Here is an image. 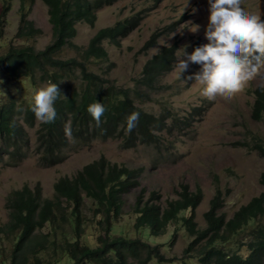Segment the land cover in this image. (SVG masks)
<instances>
[{
  "label": "trees",
  "instance_id": "16d2710c",
  "mask_svg": "<svg viewBox=\"0 0 264 264\" xmlns=\"http://www.w3.org/2000/svg\"><path fill=\"white\" fill-rule=\"evenodd\" d=\"M115 1L43 0L49 8L53 32L51 42L42 49L26 42L0 52V73H6V76H0V163L4 161V164L17 165L27 156L31 138L26 127L33 128L36 124L34 152L41 165L53 166L64 160V150L70 140L76 145H84L86 140L91 142L96 137L102 140L120 139L125 149L139 144H154L166 129L164 118H174L167 108L160 114L146 111L136 103L137 99H141L139 94L135 95L128 86L111 83L108 78L111 65L100 71H93L89 67L92 61L90 56L94 59L107 57L103 41H117L118 36H125L137 23L138 16L120 20L97 32L82 54V59L57 56L66 44L74 45L71 39L76 34L77 23L94 25L97 12ZM19 2L21 22L17 29L19 36L16 34V37H38L43 30L29 19L35 0ZM11 3V0H6L3 17L11 9ZM4 23L5 18L0 16V31ZM157 44V37L153 35L145 47L151 48ZM176 60L175 46H159L147 64L146 76L137 79L135 85L145 88V95L149 96L158 86L157 82L150 81ZM76 70L80 75V85L66 95L70 85L64 84L63 77ZM38 78L41 82L49 80V83H57L60 91L53 103L55 119L47 124L38 120L30 110L31 99L17 94L26 81L32 83ZM9 79L17 81L9 84ZM254 92L256 98L252 116L260 120L264 115V87H258ZM96 101L105 109L98 125L86 111V106ZM132 111L139 115L135 126L127 131L125 118ZM66 125L71 127V136L65 135ZM9 146H14L15 150L9 151ZM262 148L258 145V149ZM5 155L14 159L5 161ZM143 169L112 162L102 155L85 164L75 175L61 176L54 184V198H44L40 184L34 188L24 185L14 190L6 201L9 220L0 224V236H5L13 247L9 264H31L30 257L34 258L35 264H46L41 256L43 252L54 255L48 262L52 259L59 262L67 257L73 264H130L131 260L148 264L153 259L167 261L160 244L151 245L143 237H130L114 231L124 213V196L140 185ZM219 195L211 201V208L205 214L206 228L200 229L195 222V212L203 197L200 188L191 191L188 184L182 183L178 197L167 200L165 205L160 203V192L153 190L146 194L145 189H141L134 208L137 214L135 228L142 234H148L146 228L150 227L153 234L160 235L172 223L181 221L193 238L186 252L195 250L198 245L201 247L197 264H264V228L260 229L257 224L251 230L253 241L246 257L224 248L225 241L236 233H242L250 222L264 214V196L254 198L227 220L223 213L218 215L214 207L218 204L216 199H219ZM86 197L95 202L93 212L101 214L97 222H91L84 216ZM187 210L191 211L189 216L184 214ZM46 227L49 230L43 232ZM96 231L97 244L93 246L88 240ZM38 232L43 233L42 239L36 238ZM176 237L177 232H174L173 240Z\"/></svg>",
  "mask_w": 264,
  "mask_h": 264
},
{
  "label": "rangeland",
  "instance_id": "374dc122",
  "mask_svg": "<svg viewBox=\"0 0 264 264\" xmlns=\"http://www.w3.org/2000/svg\"><path fill=\"white\" fill-rule=\"evenodd\" d=\"M11 2V9L3 17L6 0H0V16L5 18L3 30L0 31V52L26 42L34 44L38 49L44 48L53 36L48 6L43 0H35L29 13V19L43 30V34L37 38H17L21 22L20 2ZM241 6L248 13L264 20V0H242ZM132 16H138V21L127 31L122 40L123 45L118 47L108 41L102 43L108 51V59L91 63L90 69L97 71L106 64H112L113 68L108 75L111 83L128 86L135 95L139 94L142 99L140 103L146 111L157 112L160 105L166 104L176 114L184 116L194 106H198V115L195 118H167L166 129L160 133L156 143L139 144L129 149L122 147L120 139L102 140L96 137L91 142L86 140L84 145H76L70 140L64 150V160L53 166L41 165L34 152L37 124L33 128L26 127L31 138L27 156L17 165L4 164V161L0 163V224L9 220L6 201L14 190L24 185L34 188L40 184L43 197L54 198V184L61 176L75 175L85 164L102 155L112 162L131 168H144L140 185L125 195L124 213L116 223L117 234L132 237L144 235L135 228L137 214L134 208L141 189H145L146 194L153 190L160 192L165 204L167 200L178 197L182 183L188 184L191 191L201 188L204 196L195 212V222L200 229L206 228L205 214L219 192V199H216L218 204L214 207L218 215L223 213L227 219L233 218L241 205L264 195V115L260 120L252 116L254 89L264 85V73L254 76L231 99L228 96H217L215 102L203 101L198 82L187 79L190 75L186 71L181 73L178 87L175 88V67L161 77L157 89L149 96L145 95V89L135 85V80L143 74L146 61L157 50L156 47L148 51L142 49L153 35H156L158 45L175 46L177 56L182 47L185 52H191L189 45L204 33L207 24V0H117L97 12L94 25L86 22L76 24L74 42L83 47L81 51L67 47L58 55L63 58H80V52L90 45L100 28L112 26ZM0 76L4 77L6 73L3 71ZM63 80L64 84L70 85L66 95L78 88L81 82L78 70L65 75ZM16 81L9 79L8 83L15 84ZM45 85L39 78L32 83L26 81L17 94L31 99L32 91ZM12 92L15 90L12 89ZM258 145L263 148L258 149ZM8 149L14 151L15 147L9 146ZM4 159L10 161L14 158L5 155ZM94 207V200L86 197L83 211L85 218L91 222L98 220L101 215L93 212ZM190 213L188 210L184 214L189 216ZM261 222H264V216ZM48 230L49 227H46L43 232ZM174 232H177V237L171 242ZM42 234L38 232L36 238L42 239ZM97 236L98 231L88 240L93 246L97 244ZM144 236L152 243L161 244L167 259L164 262L154 259L149 264L198 263L201 247L198 245L195 250L186 252L193 238L181 221L172 223L164 236ZM248 237V232L240 233L236 239L231 237L224 242L225 248L232 252L239 250L245 255L248 250L242 247L241 242H247ZM12 248L11 242L5 236H0V264H9ZM41 256L46 264H73L67 257L59 262L54 259L48 262L54 255L49 256L43 252ZM30 261L35 264L33 257H30ZM130 264L139 263L131 260Z\"/></svg>",
  "mask_w": 264,
  "mask_h": 264
},
{
  "label": "clouds",
  "instance_id": "9594fccd",
  "mask_svg": "<svg viewBox=\"0 0 264 264\" xmlns=\"http://www.w3.org/2000/svg\"><path fill=\"white\" fill-rule=\"evenodd\" d=\"M241 3L242 0H207V6H208L207 24L205 25L204 33H201L199 37L189 45L191 48V52H185L184 47H182L180 49L179 55L177 56V60L173 63V65L171 67L166 68L163 71V73H159L158 75H156V77L150 82L159 83L161 77L170 73L175 67V71L177 74L175 80V88L178 87V80L181 77V73L183 71H186L190 75L186 77L187 79H194L195 81L198 82L199 91L202 95L201 98L203 99V101L215 102L217 101L215 99L217 96H228L231 99L232 98L231 96L234 93L240 91L248 81L254 78V76H260L262 73H264V20H262L260 17L256 15L248 13L241 6ZM130 18L132 17H129V19ZM104 28L106 27L100 28L97 32H99L101 29ZM193 30H195V28ZM74 37L71 39L74 45L66 44L65 46H63V48H61L58 51L57 56L59 58L62 59L73 58L72 56L68 58H63L58 55L63 49L67 47L73 48L77 51H81L83 49V47L79 46L74 42ZM124 37L125 36L123 35L118 36L117 41H113V40L111 41L109 39H105L103 43L105 41H108L118 47H121L123 45L122 40ZM102 46L106 49V47L103 44ZM145 46L146 43L144 44L142 49L148 51L154 49L155 47L158 50V47L160 45L157 44L151 48H146ZM88 47H85L82 53L80 52V56H81L80 58L78 56L75 57H77L78 59H82L83 58L82 54L86 52ZM181 57H186V59ZM90 58L92 61L89 63V67L91 63H94L96 61L107 60L108 55L106 58L94 59L93 56H90ZM151 58H149L146 61L145 65L143 66L142 75L144 77L146 76L147 64L149 60H151ZM189 62H191V64L188 66ZM109 65L112 66V64H106L102 66V68H106ZM60 73H62V71ZM41 83H45L46 85L36 88L32 91L31 104L29 107L32 113L34 114V116L38 120H40L42 123L47 124L55 119L56 110L53 106V103L56 100L60 91L58 90L57 83L55 82L49 83L48 80ZM258 87H264V85H259ZM156 89L157 88L153 89L152 92ZM179 92L180 91H177L176 93ZM141 101L142 99H137L136 103L143 107V105H141L140 103ZM164 108H167L174 118H195V116L198 115V111H199L198 106H194L189 113L185 114L184 116H181L176 114L169 105L162 104L159 106V110L157 112L154 111H150V112L160 114ZM104 110H105L104 106L98 101L90 103L86 106V111L91 115L92 119L97 123V125L100 123V118ZM138 115H139L138 112L132 111L126 116L125 124L127 131H131V129L135 126V122L138 118ZM164 121L167 123V118H164ZM64 132L66 136H71V127L66 125L64 128ZM220 193L221 192H219L218 194ZM262 196H258V197H262ZM253 199H251L246 204L241 205V208L243 206L248 205ZM137 200L138 199H136V201ZM160 203L162 205H165L167 201L165 204H163L161 199ZM200 204L201 203H199V205ZM241 208H239L238 210H240ZM238 210L236 211V213L238 212ZM263 216L264 214L258 216L257 219L254 220V222H250V224L242 230V233L248 232L249 234L248 241L241 242L242 247H246V250H248V252L253 241V235L251 233V230L255 224H257V226L260 229L264 228V222H261ZM225 217L227 218L226 215ZM97 228L98 231H100L99 223L97 224ZM146 230L148 234L153 237H161L166 235L167 233L166 231L164 234L155 235L152 233L150 227L146 228ZM114 231H116V228ZM239 234L240 233L234 234L232 238L236 239ZM144 235L140 236L145 239L144 241L148 242L151 245H158L156 243H152L148 241ZM173 241L174 240L172 238L171 242ZM161 250H162V245H161ZM237 252L240 253L239 250L238 251L234 250V253ZM247 254L245 255L241 254V256L246 257Z\"/></svg>",
  "mask_w": 264,
  "mask_h": 264
},
{
  "label": "bare ground",
  "instance_id": "6f19581e",
  "mask_svg": "<svg viewBox=\"0 0 264 264\" xmlns=\"http://www.w3.org/2000/svg\"><path fill=\"white\" fill-rule=\"evenodd\" d=\"M130 236V235H129Z\"/></svg>",
  "mask_w": 264,
  "mask_h": 264
}]
</instances>
